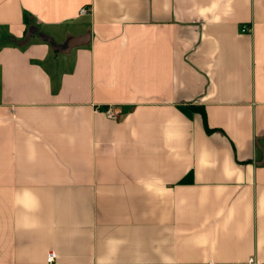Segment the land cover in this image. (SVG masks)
<instances>
[{
	"label": "crops",
	"instance_id": "obj_1",
	"mask_svg": "<svg viewBox=\"0 0 264 264\" xmlns=\"http://www.w3.org/2000/svg\"><path fill=\"white\" fill-rule=\"evenodd\" d=\"M49 252L264 264V0H0V264Z\"/></svg>",
	"mask_w": 264,
	"mask_h": 264
},
{
	"label": "built area",
	"instance_id": "obj_2",
	"mask_svg": "<svg viewBox=\"0 0 264 264\" xmlns=\"http://www.w3.org/2000/svg\"><path fill=\"white\" fill-rule=\"evenodd\" d=\"M88 12H89V9L84 8L81 13L87 14ZM242 31L247 32L248 31L247 27L246 26L243 27ZM95 112L97 114L102 112L107 118L112 119V120H118L120 116V112H118L116 106H107L104 109L96 108ZM55 259H56V254L54 252H49L47 256L48 264H53L55 262ZM246 264H259V262L255 258H250Z\"/></svg>",
	"mask_w": 264,
	"mask_h": 264
},
{
	"label": "trees",
	"instance_id": "obj_3",
	"mask_svg": "<svg viewBox=\"0 0 264 264\" xmlns=\"http://www.w3.org/2000/svg\"><path fill=\"white\" fill-rule=\"evenodd\" d=\"M203 113H204V112H203ZM204 118H205V116H204ZM207 130H208V131H211L209 128H207Z\"/></svg>",
	"mask_w": 264,
	"mask_h": 264
}]
</instances>
